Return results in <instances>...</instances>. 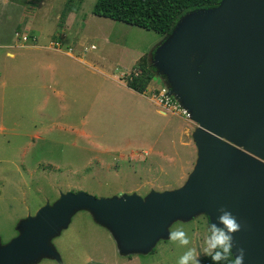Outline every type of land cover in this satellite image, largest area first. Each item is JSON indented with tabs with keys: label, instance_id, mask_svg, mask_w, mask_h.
<instances>
[{
	"label": "rangeland",
	"instance_id": "obj_1",
	"mask_svg": "<svg viewBox=\"0 0 264 264\" xmlns=\"http://www.w3.org/2000/svg\"><path fill=\"white\" fill-rule=\"evenodd\" d=\"M95 2L0 0V28L12 40L10 46L0 43L1 244L19 233L20 221L63 192L145 197L184 184L196 162L194 121L171 111L162 115L157 107L144 115L137 94L103 76L126 80L141 57L152 61L166 35L95 15ZM50 44L61 52L44 48ZM49 63L50 72L43 69ZM163 85L165 76L156 72L151 91ZM209 223L204 213L177 219L148 253L122 255L110 231L82 209L51 239L61 262L43 256L23 264H177L187 247L203 255ZM176 227L188 235V245L168 239Z\"/></svg>",
	"mask_w": 264,
	"mask_h": 264
},
{
	"label": "water",
	"instance_id": "obj_2",
	"mask_svg": "<svg viewBox=\"0 0 264 264\" xmlns=\"http://www.w3.org/2000/svg\"><path fill=\"white\" fill-rule=\"evenodd\" d=\"M169 93L198 126L197 159L181 186L99 197L60 194L20 221L19 233L0 242V264L62 261L51 239L78 210H90L122 255L148 253L177 219L220 209L240 225L233 252L243 264H264V0H221L183 15L151 56Z\"/></svg>",
	"mask_w": 264,
	"mask_h": 264
},
{
	"label": "trees",
	"instance_id": "obj_3",
	"mask_svg": "<svg viewBox=\"0 0 264 264\" xmlns=\"http://www.w3.org/2000/svg\"><path fill=\"white\" fill-rule=\"evenodd\" d=\"M74 1L78 0H69ZM220 2L221 0H96L93 13L166 35L187 12L214 7ZM147 56L137 61L136 71L126 78L127 85L140 93L147 91L156 75V68ZM207 218L210 221L208 215ZM199 259L200 264H212L208 256L201 255ZM219 264H228V261H221Z\"/></svg>",
	"mask_w": 264,
	"mask_h": 264
},
{
	"label": "clouds",
	"instance_id": "obj_4",
	"mask_svg": "<svg viewBox=\"0 0 264 264\" xmlns=\"http://www.w3.org/2000/svg\"><path fill=\"white\" fill-rule=\"evenodd\" d=\"M216 222L208 224V235L204 239L202 254L208 256L212 264L228 261V264H243V249L238 254L233 252L232 233L239 230L240 225L230 211L219 210ZM168 239L177 242L180 246L189 244V237L183 228L176 227L169 231ZM177 264H200L199 254L193 247H187L178 257Z\"/></svg>",
	"mask_w": 264,
	"mask_h": 264
},
{
	"label": "crops",
	"instance_id": "obj_5",
	"mask_svg": "<svg viewBox=\"0 0 264 264\" xmlns=\"http://www.w3.org/2000/svg\"><path fill=\"white\" fill-rule=\"evenodd\" d=\"M32 24V23H31ZM31 24H29L28 26H27V28H29V29H31L32 28V25ZM3 28V27H2ZM10 32H11V29H10ZM10 32H9V34H10ZM34 37V36H33ZM10 41H12L11 40V37H9V36H7V34H6V32H5V29H2V31H1V28H0V43H1V45H4V47L5 46H10L11 44V42ZM45 47L44 48H46L47 50H54V51H56V52H61V50L62 49H60V48H53L52 46H51V44L50 45H44ZM7 54H9L10 56H15V53L14 52H12V51H8V53ZM67 55H69L73 60H74V62H78V63H84V64H89L90 66H92V68L93 69H95L97 72H99V74H104V72L102 71V70H100V69H98L95 65H93V64H91V63H89L84 57H80V56H74L72 53H68L67 52ZM51 67V65H50V63L49 64H45V67L43 68L44 70H47V71H49L48 69ZM134 68V67H133ZM132 68V69H133ZM50 72V71H49ZM103 76H106L105 78L106 79H113L118 85H120L123 89H129L130 90V92L132 91V92H134L135 94H137V98H138V102H139V104H140V107H143V109H144V115H149L150 113H151V111L153 110V109H155L156 107V112H159V113H161L162 115H167V113L169 112V113H171L170 111H167V110H165L158 102H157V100L156 99H154L153 98V96H152V91H151V88H150V86L148 87V89H147V91H145V92H143V93H140V92H138V91H136V90H134V89H132L131 87H129L128 85H127V82H126V80L125 79H123V77L121 78H116V77H112L110 74H104ZM80 83L82 84V86H84V85H86L87 84V79H85V78H83V79H81L80 80ZM106 83V82H105ZM44 87H46L45 85H43ZM81 86V87H82ZM105 86H106V84H104V82H103V84L101 85V89L99 90L100 91V93H103L102 92V90L105 88ZM153 88V87H152ZM151 92V93H150ZM58 96H59V98H62V96H63V93H61V91H59L58 93ZM99 96V94L98 95H96V97H94L93 99H95V98H97ZM49 98V96H46V98H45V101L47 100ZM137 98H135L134 99V101H136L137 100ZM154 111V110H153ZM155 112V111H154ZM172 115H176V113H171ZM186 130V134H187V136L190 138V128H186L185 129ZM186 158H187V156H186ZM188 158H187V162H188ZM184 173H180L179 174V177H183L182 175H183ZM186 180V179H185ZM111 233V232H110ZM112 234V233H111ZM113 236V235H112ZM118 246V245H117ZM200 257V256H199Z\"/></svg>",
	"mask_w": 264,
	"mask_h": 264
},
{
	"label": "built area",
	"instance_id": "obj_6",
	"mask_svg": "<svg viewBox=\"0 0 264 264\" xmlns=\"http://www.w3.org/2000/svg\"><path fill=\"white\" fill-rule=\"evenodd\" d=\"M22 39L27 41L28 36L22 35ZM152 96L165 109L184 115L188 120L192 121L189 112L179 103L178 99L169 93V88L165 85L156 88L152 92Z\"/></svg>",
	"mask_w": 264,
	"mask_h": 264
}]
</instances>
